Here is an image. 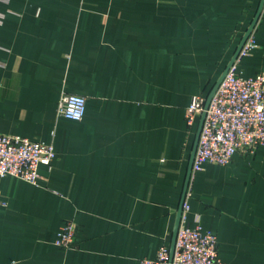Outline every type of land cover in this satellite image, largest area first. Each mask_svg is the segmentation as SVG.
<instances>
[{"label":"crops","instance_id":"obj_1","mask_svg":"<svg viewBox=\"0 0 264 264\" xmlns=\"http://www.w3.org/2000/svg\"><path fill=\"white\" fill-rule=\"evenodd\" d=\"M262 0H0V133L50 143L37 185L0 177V264H139L172 246L208 97ZM256 47L238 63L264 76ZM82 95L81 121L59 114ZM189 224L225 264H264V146L192 175ZM75 246L55 244L66 222Z\"/></svg>","mask_w":264,"mask_h":264},{"label":"built area","instance_id":"obj_2","mask_svg":"<svg viewBox=\"0 0 264 264\" xmlns=\"http://www.w3.org/2000/svg\"><path fill=\"white\" fill-rule=\"evenodd\" d=\"M255 47L251 32L208 108L205 109L207 97L196 95L185 110V121L189 127L206 112L192 164V175L202 171L205 164L226 166L236 154L253 155L260 146H264V76L246 77L237 68L238 63L249 56ZM85 111L84 96L64 94L61 97V116L81 121ZM55 157V149L50 143L0 133V177L12 176L37 185L40 165L50 166ZM191 195L188 188L173 255L170 247L161 245L155 258L141 259L139 264H225L218 254L216 235L205 230L198 218L194 226L189 224ZM77 231L73 222H66L59 230L55 244L65 250L74 248Z\"/></svg>","mask_w":264,"mask_h":264},{"label":"water","instance_id":"obj_3","mask_svg":"<svg viewBox=\"0 0 264 264\" xmlns=\"http://www.w3.org/2000/svg\"><path fill=\"white\" fill-rule=\"evenodd\" d=\"M263 5H264V0L261 1L258 13H257L254 21L252 22L251 26L248 28L247 32L245 33L244 37L242 38V40H241V42H240V44H239V46L237 48V51H236L234 57L232 58L231 62L229 63L227 69L225 70V72L223 73L222 77L219 79V81L216 83L215 87L212 89L211 93L207 97V102H206L205 109L208 108V105H209V103H210L215 91L217 90L219 84L223 80V78L226 75V73L229 70V68L236 61V58H237V56H238L243 44L245 43V41L248 38V36L250 35V33L253 31ZM205 115H206V112L204 111L202 113L201 117H200V124H199L198 132H197V137H196V141H195V145H194V150H193V153H192V156H191V161H190V166H189V173H188V177H187V183H186V186H185V190H184V193H183V197H182V201H181V205H180V209H179V213H178V219H177V223H176V227H175L173 243H172V246L170 247L171 255H173V253H174L177 231H178V228H179V225H180L181 215H182V210H183L182 206H183V203H184V200H185V197H186V193H187V190H188V187H189V183H190V180H191V177H192V164H193V160H194V157H195V152H196V148H197V144H198L199 134H200V131H201V128H202V125H203V121H204Z\"/></svg>","mask_w":264,"mask_h":264}]
</instances>
